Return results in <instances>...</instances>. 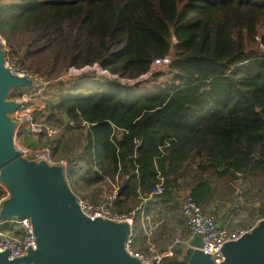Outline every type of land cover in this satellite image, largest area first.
Returning <instances> with one entry per match:
<instances>
[{
    "label": "trees",
    "instance_id": "16d2710c",
    "mask_svg": "<svg viewBox=\"0 0 264 264\" xmlns=\"http://www.w3.org/2000/svg\"><path fill=\"white\" fill-rule=\"evenodd\" d=\"M262 28L264 0H0V33L23 58L33 31L49 37L34 48L47 52L51 71L99 64L114 75L90 72L32 115L42 137L58 129L46 146L68 161L75 194L98 202L105 183L121 184L113 208L127 215L159 183V203L188 194L219 223L240 182L264 198ZM167 55L170 70L155 71L154 85L118 78L137 79ZM164 74L172 76L158 82ZM26 133L36 135L25 128L19 139L33 146ZM259 205L252 224L264 217ZM182 254L161 264H186Z\"/></svg>",
    "mask_w": 264,
    "mask_h": 264
},
{
    "label": "water",
    "instance_id": "95a60500",
    "mask_svg": "<svg viewBox=\"0 0 264 264\" xmlns=\"http://www.w3.org/2000/svg\"><path fill=\"white\" fill-rule=\"evenodd\" d=\"M21 88L36 90L39 84L6 66L0 33V183L8 191L0 221L30 218L37 240L36 248L20 257L0 251V264H145L127 249L129 221L87 216L61 164L29 159L16 148L18 122L12 114L20 102L10 95ZM203 245L196 234L181 259L186 264H264V218L239 239L226 242L219 262Z\"/></svg>",
    "mask_w": 264,
    "mask_h": 264
},
{
    "label": "built area",
    "instance_id": "2783aa9c",
    "mask_svg": "<svg viewBox=\"0 0 264 264\" xmlns=\"http://www.w3.org/2000/svg\"><path fill=\"white\" fill-rule=\"evenodd\" d=\"M171 63V56L167 55L163 58H158L154 61L152 69L147 73L141 75L136 80L139 81L144 75L152 74L153 70L157 67H163V65L168 66ZM6 66L10 70L18 75L27 76L39 84V88L36 90H28L26 88H21L19 90L20 98L17 100L20 102L19 108L15 111L14 119L18 122L16 128V134L14 142L16 148L22 153L23 156L34 159L37 161H46L49 164H61L66 174L68 173V161L61 159H56L53 151V147L46 146L42 148H36L33 146H26L19 139V133L25 129H28L33 134H40L43 132V127L34 121L32 112L34 107V98L43 89L44 82L37 74H32L29 71L21 68L18 61L12 58L6 59ZM95 66H98L95 64ZM94 67V66H92ZM47 132L51 135L55 132L54 129L48 128ZM128 176L126 177V179ZM121 184L114 186V193H112L107 199L99 202H90L84 200L77 196L79 200V205L84 214L91 218L103 217L109 218L116 221H129L132 224V232L127 241L128 251L139 257L145 264H161L164 257L174 256L175 250L182 249L183 244L188 245L190 240L196 235H201L203 238L204 245L202 249L215 256L217 262L222 259V247L228 241H233L239 239L246 231L250 230L253 225L250 224L244 227L233 228V226H228L220 224L217 221L216 216L210 211L205 210L200 204L196 203L190 195H186L181 203V213L185 219V223L190 231V237L178 240L173 245H171L165 253L160 251H154L151 255H146L136 250V237L137 231L134 230V214H123L116 211L113 208V200L117 195L118 189ZM164 191L163 183H159L150 194V197H157ZM3 198H0V210L2 208ZM146 201L148 198H143ZM147 214L145 218H148ZM264 217L260 218L263 219ZM151 247L154 248L152 243ZM37 240L33 229V224L30 218H11L9 220L0 221V251H9L11 258H16L25 255L31 248H36Z\"/></svg>",
    "mask_w": 264,
    "mask_h": 264
},
{
    "label": "rangeland",
    "instance_id": "374dc122",
    "mask_svg": "<svg viewBox=\"0 0 264 264\" xmlns=\"http://www.w3.org/2000/svg\"><path fill=\"white\" fill-rule=\"evenodd\" d=\"M262 32H264V28H262ZM25 40L27 43H31V56L27 58L24 57V49H21L19 53L15 52L14 48H11L7 45L6 39H4V50H5V57L6 59L12 58L15 59L18 62H21V68H23L26 71H29L32 74H37L41 79L42 82H44L43 86H41L43 89L40 91L38 95L34 98V107L40 108L43 107L47 101L53 96V94L58 91L62 86L65 87H71L76 82H81V80L87 78L90 72L95 73H102L108 76H114L110 74L107 70L103 69L99 64L98 66L94 65H86L84 67H76V66H70L68 69H63L62 71H58L59 65L55 66V71H51L52 67L48 63L47 59V52L45 53L43 50H40L39 48H34V46H37L38 44L47 43V40L49 37H43L39 38L37 36V33L35 32H26ZM263 37L262 35L256 36V45L264 49V43H263ZM175 41V38H174ZM39 49V50H38ZM26 65L29 67L27 68ZM40 65V66H39ZM94 66V67H92ZM37 67H40L41 70H36ZM170 70V67L163 65V67H157L155 70H153L152 74H146L142 77V80L144 81V85L142 86L144 89L154 85L153 83H156V80H152L153 73L155 71H163L166 73ZM51 72V74H49ZM172 75L164 74L161 76L157 81L162 82L166 79H169ZM120 80L124 82L129 83H135L138 82L136 79H130V78H122L118 77ZM150 79V80H149ZM140 81V80H139ZM63 83L64 85H61ZM11 98L17 99L20 98L19 90H13L10 95ZM15 115V112L12 114V116ZM26 128V127H24ZM55 134L53 135H47L46 137H42L40 134H36L35 136L30 134H25V139L33 138L35 141V144L33 143V147L36 148H42L46 147L48 144H54L55 142V136L57 134L58 129H54ZM26 143V142H25ZM26 146H30L26 143ZM0 186L4 187L0 183ZM6 189V188H5ZM236 189L241 193L240 197L236 201L235 205L230 207V210L234 213L233 217V228L238 227H244L247 225H250L253 223V218L250 216V212H252V208L255 205H260L264 203L263 196L260 195V192L258 188L252 189L248 185V183L242 184L241 182L239 185H236ZM114 187L111 184L103 185V190L101 191V194L99 196V201L107 199L112 193H114ZM7 191V189H6ZM245 191H248V193L245 195ZM244 193V194H243ZM8 196V191L7 195ZM184 195H180L177 199V203L174 204H166L165 209H161V207L156 206L153 208V205L156 203H159L155 197H149L146 201L144 199L142 202H140L139 206L134 209V220L136 222L140 223V228L138 229V236L141 237L144 240L145 246L142 248H138L136 246V250L144 253L146 255H151L154 251H160L159 250L162 245L161 241L165 242V245L167 249L173 245L178 240H183L185 238V219L181 213V203L183 201ZM90 202H93L89 199H87ZM157 201V202H156ZM97 202V201H96ZM259 205V206H260ZM256 207V206H255ZM257 209V208H256ZM227 211V210H226ZM149 215L148 218H145L146 215ZM137 231V230H136ZM161 237V238H160ZM160 239V240H159ZM152 243L154 245V248L151 247Z\"/></svg>",
    "mask_w": 264,
    "mask_h": 264
},
{
    "label": "crops",
    "instance_id": "0c3cea01",
    "mask_svg": "<svg viewBox=\"0 0 264 264\" xmlns=\"http://www.w3.org/2000/svg\"><path fill=\"white\" fill-rule=\"evenodd\" d=\"M156 206L161 207V209H165L166 203H156L155 205H153V208H155ZM221 217H222L221 214H219V221H220V223L223 222L222 224H224V225L234 226L233 225V222L234 221L232 220L233 217H234V213L232 211L229 210L228 212H226V218H225V220L223 218H221ZM185 227H187L186 226V223H185ZM186 229H188V228H186ZM187 231H189V230H187ZM189 233H190V231H189ZM188 237H190V234L188 235ZM188 237H185L184 239H186ZM165 242H163V240L160 242L161 245H162V247L159 250H161L162 253H165L167 251V247L165 245ZM136 246H138V248H142V247L145 246L144 240L141 237L138 236V229H137V237H136ZM182 246L186 247L187 245L186 244H183Z\"/></svg>",
    "mask_w": 264,
    "mask_h": 264
}]
</instances>
